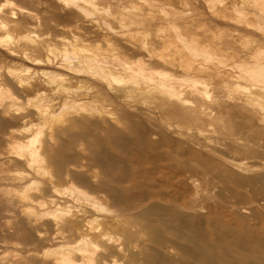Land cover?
Listing matches in <instances>:
<instances>
[{
	"label": "rangeland",
	"instance_id": "374dc122",
	"mask_svg": "<svg viewBox=\"0 0 264 264\" xmlns=\"http://www.w3.org/2000/svg\"><path fill=\"white\" fill-rule=\"evenodd\" d=\"M14 1L16 9L0 0V20L22 23L11 32L17 55L0 43V72L22 65L35 71L55 69L69 80L59 84L62 88L35 78L30 81L35 90L16 87L19 107L34 110L31 119L24 121L15 109L10 115L0 113V264H62L55 249L63 243L78 245L83 236L91 242L86 256L74 252L79 264H264V113L255 110L264 93V18L259 15L264 0H97L100 14L84 4L98 12L92 15L90 10L84 15L64 10L53 0ZM38 20L45 24L37 29ZM6 34L0 29L3 39ZM76 37L92 45L91 52L83 48L76 53H97L109 61L115 51L123 64L132 61L135 66L153 60L145 74L157 80L174 72L177 99L185 97L186 107L203 108L206 115L200 113V119L198 112H169L164 88L157 86L152 94L138 71L124 72V80L112 84L117 88L135 78L140 89L114 93L102 80L46 61L66 45L73 51L69 42L78 41ZM33 39L41 42L35 50ZM145 42L149 50L142 48ZM24 51L44 62L23 57ZM201 66L216 71L198 73ZM67 89L88 95L89 103L74 115L77 124L70 117L76 111L57 108L40 131L43 118L36 108ZM34 97L41 99L39 104L30 100L37 101ZM29 126L32 132L25 130ZM37 133L42 135L35 145L44 160L30 166L15 151ZM75 187L103 208L71 194ZM52 201L64 211L42 214L55 210ZM72 223L79 231L77 225L67 227Z\"/></svg>",
	"mask_w": 264,
	"mask_h": 264
},
{
	"label": "bare ground",
	"instance_id": "6f19581e",
	"mask_svg": "<svg viewBox=\"0 0 264 264\" xmlns=\"http://www.w3.org/2000/svg\"><path fill=\"white\" fill-rule=\"evenodd\" d=\"M5 1V3L7 4V5H10L11 7H15V5L17 4L14 0H4ZM22 1H25V0H22ZM96 1L97 0H53V3H59L60 5H61V8L62 9H66V8H69V9H74V11L76 10L77 12H79V13H83V15L85 14V12H87V11H89L88 10V8L86 9V7L89 5H84L85 3H90L91 5H89L88 7H90V6H93V9L94 10H96V11H98L99 12V7L100 6H98V5H100V4H97L96 3ZM110 1V0H109ZM108 1V2H109ZM254 1V0H253ZM256 1H258V0H256ZM262 1V0H261ZM255 2V1H254ZM98 3H99V1H98ZM259 3H260V0H259ZM263 3H264V1H263ZM262 4V3H261ZM35 5V4H34ZM110 5V4H109ZM257 5V4H256ZM260 5V4H259ZM18 6V5H17ZM44 6H45V4H44ZM49 7V6H48ZM19 8H21V6L19 7ZM90 8H92V7H90ZM102 8V7H101ZM125 8H127V7H125ZM15 9H16V7H15ZM14 9V10H15ZM24 9V8H23ZM22 8H21V10H23ZM56 9V8H55ZM108 9V8H107ZM12 11V13H11V17H15V15H16V10L15 11ZM18 10V9H17ZM20 10V9H19ZM20 10V11H21ZM27 10V9H26ZM73 11V10H72ZM72 11H71V13H72ZM91 11L93 12V10L91 9L90 10V12H88V14H90V15H92L91 14ZM110 11V10H109ZM130 11V10H129ZM11 12V11H10ZM24 12H27V11H25V9H24ZM95 12V11H94ZM93 12V13H94ZM98 12H95V14L97 13L98 14ZM101 12H103V11H101ZM141 12V11H140ZM252 12V11H251ZM262 12V11H261ZM263 12H264V10H263ZM256 14L257 13H260V12H255ZM26 14V13H25ZM75 14V13H74ZM88 14H86L87 15V17H88ZM99 14H100V12H99ZM112 14V13H111ZM118 14V13H117ZM128 14H129V12H128ZM214 14V13H213ZM140 15V14H139ZM259 15H261V17H263L264 18V13H263V16H262V13L261 14H259ZM64 16V15H63ZM62 16V17H63ZM93 16H94V14H93ZM142 16V15H141ZM256 16H258V15H256ZM8 17H10V15L8 16ZM59 17H61V16H59ZM65 17V16H64ZM91 17V16H90ZM4 18V17H3ZM89 18V17H88ZM112 18V17H111ZM82 19V18H81ZM114 19V18H113ZM262 19V18H261ZM3 20V19H2ZM2 20H0V29H4V31L7 33L6 34V36H5V39H3V36H0V43H2V45H4L5 47H6V50L8 51V53H10V54H14V55H17V50L16 49H14V48H12L11 47V42H12V39H14V37H12L13 35H11V32H12V30L14 29L15 30V28H19V26H22L21 24V22H20V20L18 21H16V19L14 20L13 18H11V20L9 19V21L7 20V22L4 20V22L2 21ZM83 20V19H82ZM102 20V19H101ZM262 20H264V19H262ZM56 22V21H55ZM108 22V21H107ZM37 29L38 28H41V26H44V24H45V22L43 23L42 22V20H38L37 22ZM125 23V22H124ZM107 24V23H106ZM24 25V24H23ZM112 25V24H111ZM111 25H108L109 26V30L111 31L112 30V33H113V31H116V30H114L115 28L114 27H112ZM60 26V25H59ZM64 28V27H63ZM108 28V27H107ZM223 28V27H222ZM34 29H36L35 27H34ZM34 29H33V31H34ZM29 31H32V30H30V28L28 29ZM25 33V32H24ZM34 33H35V31H34ZM99 33V32H98ZM45 34V33H44ZM30 34H28V36H29ZM32 35H30V37H31ZM33 36H36V35H33ZM47 36V35H46ZM160 36V35H159ZM18 39H19V37H17ZM24 38H29V37H27L26 35L24 36ZM38 38V37H37ZM16 39V38H15ZM21 39V38H20ZM19 39V40H20ZM76 39L78 40V41H75L74 40V42L73 41H71V42H69V43H71V46L73 45V47L75 48V49H73V51H71V52H68L69 50H70V48H69V50L67 49V45H66V47H64V49H63V52L62 53H59V54H57L55 57H54V59H51L50 57H48V59L46 60V61H48V63H52V65L53 64H55L54 66H60V67H66L67 69L69 68V69H72V70H74L75 72H77V73H79V74H81V75H87V76H89V77H91V78H96V79H99V80H102L103 82H106V83H108L109 85H110V88L112 89V91L114 92V93H119L120 91L121 92H123V93H129L130 91L132 92V90H135V89H137V88H141V85H142V83H140V80L138 79H130L129 81H126V82H123L122 84L124 85L123 87H122V84H121V86H118V87H120V88H116V87H114L113 85L114 84H112V82L113 81H119V82H121L122 80H124V76L122 75V73H126V72H128V74H129V72L131 73V72H133V73H137V71L138 72H140V73H142L141 75H144L145 76V80H147V83L146 84H144V85H147L148 87H150L149 89L151 90V92H153L152 94H154V95H156V91H154V88H157V86L158 87H163L164 88V97L168 100V106H169V108L167 109L169 112H171V113H173V114H182L183 112H184V114H185V112L186 111H189V112H193V113H195V112H198L199 114L201 113H205V115H206V110L205 109H196V108H188V107H186V106H188L187 104H185V102H186V99H185V97L184 98H181L180 100L179 99H177V95H178V93L177 94H175L173 91H175V82H173L174 80H175V77H176V74H173L174 72H171V73H169L168 75L166 74H162L163 76V78H166V80L164 81V80H160L159 78H158V80H157V78H154V77H149L148 75L146 76V72L145 71H147L148 69H150V70H152L151 69V67L153 66H151V67H149L148 66V64L149 63H151L150 61L147 63V61L145 60H141V61H139V62H137V65L138 66H135V64L134 63H136V62H132L131 61V63H128V62H124L125 64H123L122 62H121V55H119V53H117V52H115L114 51V53H113V56H114V58H113V60H107V59H104V58H102V56L100 57L97 53L96 54H93V53H90V54H86V53H83V54H81V53H78V51H77V53H76V50H82L83 51V48L84 49H86V51L87 50H92V47H91V49H88L90 46H92L91 45V43H87L88 41V39H85V38H82V37H76ZM108 39V38H107ZM3 42H2V41ZM17 40V39H16ZM22 41H19V42H23V39H21ZM29 40V39H28ZM18 41V40H17ZM65 41V40H64ZM4 42H6V43H4ZM27 42V41H26ZM26 42H24L25 44H26ZM66 42V41H65ZM64 42V45L66 44ZM4 43V44H3ZM15 43H16V41H15ZM18 43V42H17ZM32 43H33V49L35 50L36 48H37V46L38 45H40L41 44V42H35V40L33 39V41H32ZM75 43V44H74ZM264 43V42H263ZM10 44V45H9ZM24 44V45H25ZM27 44H28V42H27ZM26 44V45H27ZM144 44V47H142V48H145L146 49V42L145 43H143ZM13 45V44H12ZM51 44H49L48 46H50ZM89 46V47H88ZM99 46V45H98ZM143 46V45H142ZM146 46V47H145ZM77 47V48H76ZM48 48V47H47ZM50 53H53V50L54 49H52V47L50 46ZM148 48H150V47H147V50H149ZM33 49H32V52H33ZM58 49V48H57ZM99 49V48H98ZM40 50V49H39ZM48 50V49H47ZM115 50V49H114ZM37 51V50H36ZM94 51V50H93ZM113 51V50H112ZM31 52V51H30ZM29 52V53H30ZM91 52V51H90ZM152 51L150 50V53H151ZM29 53H27V52H25L24 51V53H23V57H25V58H27V59H29V60H32L34 63H41V62H44L41 58H37V57H31L30 55H29ZM111 53V52H110ZM109 53V54H110ZM148 53V52H147ZM149 53V54H150ZM31 54V53H30ZM112 54V53H111ZM151 55L152 54H150L149 55V57H151ZM112 56V57H113ZM153 56V55H152ZM58 57H61L60 58V60L58 61ZM155 57V56H154ZM154 57H152V59L154 58ZM159 57H162V56H159ZM165 57V56H164ZM164 57H163V59H164ZM53 58V57H52ZM57 58V59H56ZM117 58H120V61L117 59ZM157 58V57H156ZM125 59V58H124ZM150 59V58H149ZM167 59V58H166ZM166 59H164V60H166ZM11 61V60H10ZM15 61V60H14ZM13 60H12V63L14 62ZM169 61V63H170V60H168ZM254 61V60H253ZM129 62H130V60H129ZM166 62V61H165ZM16 64V63H15ZM44 64V63H43ZM46 64V63H45ZM225 64V63H224ZM224 64H223V66H224ZM249 64H250V62H249ZM24 65V64H23ZM177 65V64H176ZM238 65V64H237ZM258 65V64H257ZM260 66H261V63L259 64ZM135 66V67H134ZM207 66V65H206ZM239 66V65H238ZM242 66V65H241ZM251 65H249V67H250ZM137 67V68H136ZM237 67V66H236ZM249 67L247 66L246 68H245V70L248 68L249 69ZM262 67H263V65H262ZM3 68V67H2ZM7 68V71H6V73H4L3 71H5V69L4 70H1L2 72H0V113H3V114H12V112H13V109H15L14 111L18 114V115H22L21 117H25L23 120L25 121V119H26V117H29L30 115H34L33 113H34V110H29V108L27 107V106H25V104H24V107L22 106V107H19L20 105H18V103H20V102H18L19 100H21L20 98H19V96H17V91H16V93H15V89L16 90H18L16 87H20V91L21 92H29V91H32V89H33V86H34V83L32 84V82H30L31 80H33L34 78L35 79H37L38 81L40 80L43 84H46V85H48V86H55V85H59V84H61V82L62 81H65V80H69V76H65L64 77V73H62V72H60V71H58V70H55V69H40V70H32V67H30V66H20V67H15V65L13 66V65H10V66H8V67H6ZM238 68V67H237ZM251 68H252V66H251ZM254 68V67H253ZM257 68V67H256ZM208 68H206V67H200V68H198V73L200 72V73H205V74H209L208 72V70H210V68L207 70ZM235 69V68H234ZM241 69V68H240ZM247 69V70H248ZM124 70V71H123ZM244 70V69H243ZM246 70V71H247ZM35 71V72H34ZM123 71V72H122ZM157 71H159V70H157ZM195 71V70H194ZM194 71H193V73H194ZM213 70H210V72H212ZM216 71V70H215ZM215 71L214 72H212L213 74L215 73ZM230 71V70H229ZM249 71V70H248ZM251 71V70H250ZM252 71H255L254 69L252 70ZM257 71H258V69H257ZM256 71V72H257ZM32 74H31V73ZM166 72H167V70H166ZM217 74H219L218 72H216ZM237 73V72H236ZM246 73H248V72H246ZM264 73V72H263ZM263 73L262 74H260V78L262 77L263 78V76H261V75H263ZM138 74V73H137ZM220 74H221V72H220ZM228 74H230V73H228ZM232 75H233V73H231ZM230 74V75H231ZM252 74V73H251ZM134 74H132V75H130L131 77H136L135 75L133 76ZM151 75V74H150ZM209 75H212V74H209ZM249 75V74H248ZM28 76V77H27ZM72 76V75H71ZM123 76V77H122ZM243 76V75H242ZM251 76V75H250ZM29 79L28 81H27V79ZM230 77H233V76H230ZM237 77H238V75H237ZM237 77H235V79H233V82L234 81H236V78ZM188 78H190V77H188ZM187 78V79H188ZM197 78V77H196ZM234 78V77H233ZM239 78V77H238ZM238 78H237V81H238ZM34 79V80H35ZM81 79V78H80ZM252 79V78H251ZM256 79V78H255ZM258 79V78H257ZM33 80V81H34ZM79 81V80H78ZM176 81V80H175ZM261 81H263V80H261ZM69 82V81H68ZM196 82V81H195ZM229 82V81H228ZM227 82V83H228ZM232 82V81H231ZM232 82V84H234ZM259 82V81H258ZM257 82V83H258ZM264 82V81H263ZM27 83H28V86H25V85H27ZM64 83V82H63ZM89 83V82H88ZM236 84H237V82H235ZM253 83V82H252ZM259 84V83H258ZM261 85L263 84V83H260ZM259 84V86H261ZM62 85V84H61ZM254 85V84H253ZM256 85V84H255ZM60 86V85H59ZM235 86V85H234ZM238 86H240V85H238ZM263 86V85H262ZM261 86V88H263ZM28 87V88H27ZM61 87V86H60ZM63 87V86H62ZM61 87V88H62ZM36 88V87H35ZM39 88V87H38ZM37 88V89H38ZM134 88V89H133ZM259 88V87H258ZM120 89V90H119ZM248 89V88H247ZM33 90H35V89H33ZM64 90H65V88H64ZM63 90V91H64ZM68 90V89H67ZM38 91V90H37ZM41 91V90H40ZM40 91H38L39 93H37V94H39V96L38 97H40ZM72 91V90H71ZM158 91V90H157ZM250 91V94H254V93H256L255 91H254V93L253 92H251L252 91V89L251 90H249ZM262 91L264 92V89H262ZM58 92V91H57ZM60 92V91H59ZM67 92H69V90L67 91ZM66 91L65 92H61L62 94H66L67 93ZM75 92V91H74ZM120 92V93H121ZM178 92V91H177ZM198 92V91H197ZM43 94H44V92H42ZM61 93H57V97H53V99H48V104H47V102L46 103H44V105L43 106H45L46 104V108L45 107H41V105H40V107L39 108H36V114L38 115V116H40V118H43V120H42V122L40 121V123H39V126H37V128H39L40 129V131H41V129L43 128V126H44V124H47V123H44L43 121L44 120H46V118L49 116L50 117V113H52L53 114V116L55 115L54 113H56L57 112V108H59L60 109V111L63 109V112L65 111V108H68L70 111H76L75 112V114H73L72 116H70L71 118H72V120L71 121H73V119H74V115H77V114H79V107H83L85 104H87V103H89V101H86V97L85 96H88L87 94H83V93H81V95H78V93L76 92V94L75 93H73V91H72V93L71 92H69L68 93V95H65L64 94V100H62L61 98ZM71 93V94H70ZM88 93V92H87ZM150 93V92H149ZM180 93H181V95H182V97H183V95L184 94H186L187 92L184 90V91H180ZM192 93V92H191ZM24 94V93H23ZM59 94H60V96H59ZM70 94V95H69ZM257 94V93H256ZM261 94V93H260ZM259 94V95H260ZM121 96H124V95H122V94H120ZM128 95V94H127ZM126 95V96H127ZM246 95V94H245ZM42 96V95H41ZM90 96V95H89ZM174 96H176L175 98L176 99H174ZM256 95H253V97L254 98H256L255 97ZM263 96H264V93L260 96L262 99H263ZM242 97H245V96H242ZM259 97V98H260ZM32 98V97H31ZM30 98V100L31 101H33V102H35V103H38L39 104V100H41V99H39V100H37L35 97V99L37 100V101H35V100H32ZM50 98H52V97H50ZM178 98H179V96H178ZM251 98V100H249V101H251L252 102V97H250ZM253 98V99H254ZM258 98V97H257ZM256 98V99H257ZM258 98V99H259ZM260 98V99H261ZM46 99V98H45ZM170 99V100H169ZM249 99V98H248ZM260 100V102H259V100L257 101V102H259L258 104H259V106H260V108H258V107H256V109H255V107H254V109L256 110V112H258V113H260V114H262V113H264V110L263 111H261V109H264V99L263 100ZM27 100H28V97H27ZM29 100V101H30ZM29 101H27V102H29ZM188 101V100H187ZM254 101V100H253ZM256 101V100H255ZM256 102V103H257ZM31 103V102H30ZM30 103L28 104V106L30 107ZM35 103H32V105H34ZM50 103V104H49ZM253 103V102H252ZM26 104V105H27ZM40 104H43V102L42 103H40ZM22 105V104H21ZM31 105V106H32ZM36 105V104H35ZM186 105V106H185ZM253 105V104H252ZM18 106V107H17ZM39 106V105H38ZM28 108V110H26L27 108ZM35 107H37V106H35ZM32 108V107H31ZM34 108V107H33ZM22 109V110H21ZM58 109V110H59ZM67 110V109H66ZM60 111H58V112H60ZM67 112H68V110H67ZM212 112V111H211ZM66 113V112H65ZM69 113V112H68ZM67 113V114H68ZM71 113L72 112H70L68 115H71ZM35 114V115H36ZM58 114V113H57ZM187 114V113H186ZM201 114L200 115H198V117L201 119L202 117H201ZM183 115V114H182ZM189 115V114H188ZM212 115V114H211ZM258 115V114H257ZM52 116V115H51ZM204 116V115H203ZM263 117V116H262ZM259 118L260 120L262 119L263 120V118ZM30 119L32 118V117H29ZM197 118V117H196ZM78 119H79V117H78ZM207 119V118H206ZM70 120V119H69ZM196 120V119H195ZM197 121V120H196ZM46 122V121H45ZM41 123H43L42 124V128L40 127L41 125ZM75 123L76 122H72V124L73 125H75ZM3 124H7V121H4L3 122ZM37 124V123H36ZM77 124V123H76ZM31 128L33 129V128H35V124H34V126L31 124ZM45 127V126H44ZM47 127V126H46ZM48 127L49 128H51L52 126H49L48 125ZM47 127V128H48ZM30 128V126H29V128L28 127H26V131H27V129L28 130H31V132H32V129ZM53 129H55L54 127H52ZM70 130V129H69ZM37 132V130L35 131V133ZM43 132V131H42ZM39 133V132H38ZM37 133V134H38ZM37 134H34V135H32L31 136V138L27 141V142H20V143H22V144H18L19 145V149H17L16 150V148L18 147H16V148H14L15 150V153H16V156H20V157H23V159L25 158L26 159V161H28L29 162V165L31 166L32 164H33V162H36L37 161V159L38 160H40V161H42L43 162V160H44V158H42V157H40L39 155H38V150H37V148H36V145H35V143H37L38 142V140L40 139V136L42 135V133L41 134H38V136H35V135H37ZM39 137V138H38ZM37 141V142H36ZM249 141V140H248ZM40 142V141H39ZM103 142V141H102ZM101 142V143H102ZM97 144V143H96ZM103 144H104V142H103ZM248 145V144H247ZM96 146H98L99 147V145L97 144ZM100 147H102V146H100ZM13 153V152H12ZM14 154V153H13ZM44 156V155H43ZM19 157V158H20ZM59 158V157H58ZM58 158H56L57 159V161L59 160ZM94 158H96V160L99 162H101L102 161V157L100 156V155H95V157ZM63 159L64 158H62V157H60V162H62L63 161ZM46 161V160H45ZM51 161V160H50ZM53 161V160H52ZM56 161V162H57ZM105 162V161H104ZM59 163V162H58ZM105 166H107V167H109L108 166V164H106V162H105ZM34 168V167H33ZM43 168V167H42ZM73 188V187H72ZM71 194H76L78 197H80V198H83L88 204H90V205H92L93 207H96V208H103L102 207V204L96 199V198H94V197H91L89 194H87L86 192H84V191H82V190H80V189H78V188H74V189H71ZM76 197V196H75ZM79 199V198H78ZM53 203H54V206L53 207H55V210H52V211H49V210H47V211H44L42 214H44V215H54V216H58V212H62V211H64V209L63 208H61L59 205H58V203H56V202H54V201H52ZM29 210V209H28ZM30 213V212H29ZM60 220V219H59ZM60 223V222H59ZM71 223V222H70ZM58 224V223H57ZM56 224V225H57ZM77 225V224H76ZM74 223H72V224H69V225H67V227H69V228H71V227H73V226H76ZM58 226V225H57ZM77 230L79 231V227H78V225H77ZM71 230V229H70ZM72 231V230H71ZM184 235H186V234H184ZM30 237V235L28 234L27 236H26V238H29ZM90 240L86 237V236H83V238H82V240H81V242L78 244V245H71V243L69 242V243H63L62 245H60L57 249H55V252H54V255H55V258H56V261L57 262H59V263H62V264H79V263H77V260H76V255L74 254V252L75 251H79V252H82L81 254L83 255V256H86V251H88L89 249H87V246L88 245H90ZM195 246V245H194ZM197 247V246H196ZM220 248V247H219ZM194 249V248H193ZM204 249V248H203ZM202 249V250H203ZM243 249H244V247H243ZM234 250V249H233ZM219 251V250H218ZM245 251V250H244ZM198 252V251H197ZM230 252V251H229ZM242 252V251H241ZM218 253V252H217ZM232 253V252H231ZM197 254V253H196ZM214 254V253H213ZM245 254V253H244ZM191 255H192V253H191ZM209 255V254H208ZM230 255V254H229ZM232 255V254H231ZM235 255V254H234ZM243 255V254H242ZM242 255H241V257H242ZM92 256V255H91ZM188 256V255H187ZM222 256H224V255H222ZM192 257H193V255H192ZM220 257V256H219ZM227 257V256H226ZM238 257V256H237ZM212 258V257H211ZM215 258V257H214ZM221 258V257H220ZM231 258V257H230ZM227 259V258H226ZM225 259V260H226ZM94 260V259H93ZM224 260V259H223ZM231 260V259H230ZM229 260V261H230ZM233 260H234V258H233ZM222 261V260H221ZM232 261V260H231ZM234 261H236V259L234 260ZM253 262H255V261H253ZM230 263V262H229ZM235 263V262H234ZM233 263V264H234ZM238 263V262H237ZM246 263V262H245ZM158 264H164V262H161V261H159L158 262ZM212 264V263H211ZM226 264V263H225ZM231 264V263H230Z\"/></svg>",
	"mask_w": 264,
	"mask_h": 264
}]
</instances>
